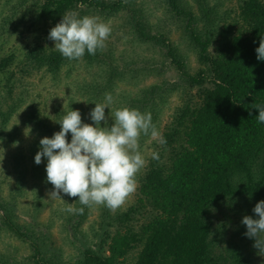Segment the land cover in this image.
<instances>
[{"label":"trees","instance_id":"obj_1","mask_svg":"<svg viewBox=\"0 0 264 264\" xmlns=\"http://www.w3.org/2000/svg\"><path fill=\"white\" fill-rule=\"evenodd\" d=\"M165 2L197 53L195 72L170 31L153 24L146 0H0L8 12L0 15V47L17 35L8 53L0 57V138L23 106V93L15 96L14 89L34 70L45 69L55 77L65 66L73 68L77 63H85L88 74L96 70L95 82L80 86L81 90L89 86L87 100L72 108L81 112L83 122L94 102H104L106 93L112 95L113 84L138 79L141 71L151 74L145 68L131 69L127 62L123 67L115 65L101 50L95 55L86 52L80 60L64 58L48 36L66 12L105 20L126 15L127 30L161 49L179 73V81L153 82L119 95L120 107L151 113L167 144L150 141L133 199L114 213L102 206L99 219L91 223L93 238L83 228L92 208L65 194L73 207H84L82 215L63 214L65 230L81 243L75 261L49 253L48 231L20 221L12 200H5L0 191V228L29 242L34 264H260L251 245L254 238L245 235L246 225L240 221L246 215L258 218L253 209L264 200V123L257 121L258 109L253 107L264 105V60H258L256 53L264 36V0H238L234 15V10L223 12L211 0ZM174 93L178 104L162 125L163 106ZM116 109L112 103L105 114L111 116ZM37 111L28 112V119L36 120L51 136L60 130L59 123L44 121ZM148 138L142 135L140 141ZM67 139L70 142V133ZM153 151L159 153V160L152 159ZM44 172L43 167L39 176L46 179ZM22 180L18 178L16 189ZM233 218L240 231L234 235L239 238L229 234Z\"/></svg>","mask_w":264,"mask_h":264},{"label":"rangeland","instance_id":"obj_2","mask_svg":"<svg viewBox=\"0 0 264 264\" xmlns=\"http://www.w3.org/2000/svg\"><path fill=\"white\" fill-rule=\"evenodd\" d=\"M146 2L148 10L152 14L153 24L159 25L160 28L165 27L170 31L175 42L183 50L189 69L195 72L199 66L197 53L182 32L181 21L169 10L165 0H146ZM211 2H217L220 5L218 7L219 10L223 12L225 10H234L232 15L238 9V0H211ZM3 9L0 6V15L1 13H8ZM196 12L200 13L198 9ZM0 19L1 23L2 18L0 17ZM101 19L110 22L112 28L111 35L106 41V48L102 51L106 56V60L110 56V61L115 62V65L119 64L123 67L124 63L127 62L131 69L136 67L145 68V70L151 72L147 76L146 71L145 73L141 71L138 79H123L113 84L112 96L113 104H115L116 108H120L119 103L123 100L121 96L119 97L121 93L132 90L137 92L140 87L153 82L168 85L179 81V73L171 65L169 58L164 56L161 49L155 47L151 42H143L138 39L135 34L130 33V28L127 30L128 18L126 15L118 16L117 18L110 17L107 20ZM156 31V29L153 30L155 33ZM16 37V34H12L4 47H0V57L8 53L10 45H13ZM19 42L22 43L21 41ZM105 61L102 64L108 63ZM70 67L65 66L57 77L45 69L34 70L24 78L23 83L18 88L15 87L14 95L18 96L21 92L24 100L23 106L14 115L3 137L0 138V191L1 196H5V200H12V204L15 205V213L20 221L26 220L34 224L38 230L48 231L49 236L52 238L50 242L51 251L49 253L57 252L64 259L75 261L81 250V243L76 238L72 239V236L67 233L62 225L63 214L66 212L64 209L69 206V203L72 206L73 202L68 201V197L63 192L59 193L60 197L52 194L53 185L47 182L44 177L39 176L41 174L40 170L42 172L43 167L46 168L47 162L44 161L45 158H42V162L39 165L34 160L35 154L40 150V139L45 136H52L48 131L39 128L35 122L36 120L31 121L27 117L28 112L37 108V113L41 116V119L45 121V118H47L49 122L57 124V121L65 114L63 106L65 110L75 106L80 108L78 103L82 104L87 100L89 86L88 89L84 90H81L80 86L83 83L95 82L92 80L93 76H98L97 73L95 74L96 70L91 69L88 74V70H85V63L82 66L77 63L73 68ZM102 81H105L104 77ZM177 102V93L167 97V101L163 106L162 125H165L171 119L170 117L178 104ZM87 112H90V110L88 109ZM109 116V114H106V117ZM84 122L93 123L89 114H86ZM151 140L152 138L150 137L147 141H140V150L144 156ZM149 152L150 150L147 153ZM43 175L47 176L45 172ZM18 178H23L20 189H16ZM135 193L127 200L124 206L128 205ZM37 199H40V205L36 202ZM91 208L90 217L83 228L88 236L93 238L91 223L99 219L102 206H93ZM229 212L232 216L233 211L229 210ZM236 220L233 218L229 234L239 238V234L234 235V233L240 232ZM240 224H243L242 221H240ZM254 243L255 240L251 239L253 247ZM256 250L259 263L264 264V253H261L257 248ZM33 251L29 242L12 235L3 226L0 228V256H2L0 257V263L4 259L3 264H34L32 259Z\"/></svg>","mask_w":264,"mask_h":264},{"label":"clouds","instance_id":"obj_3","mask_svg":"<svg viewBox=\"0 0 264 264\" xmlns=\"http://www.w3.org/2000/svg\"><path fill=\"white\" fill-rule=\"evenodd\" d=\"M111 32L110 22L69 11L50 29L48 38L64 58L80 60L86 52L95 55L97 50L103 51ZM256 53L258 60H264V36ZM94 103L89 113L93 123L83 122L78 109L65 110L63 106L65 114L57 121L60 130L52 137L40 139V150L34 160L39 165L42 158L47 159L46 179L53 185L52 194L60 197L63 192L78 197L83 206H105L114 213L136 192L137 176L147 164L140 150V137L150 136L161 146L167 141L153 123L150 112L120 107L111 113L109 124L105 109L113 103L112 95L106 93L104 102ZM253 107L258 109L257 121L264 123V105ZM151 157L160 159L157 151ZM64 211L82 215L84 207L75 208L69 203ZM253 211L258 218L246 215L242 219L247 228L245 235L254 238V247L264 253V200L257 202Z\"/></svg>","mask_w":264,"mask_h":264}]
</instances>
